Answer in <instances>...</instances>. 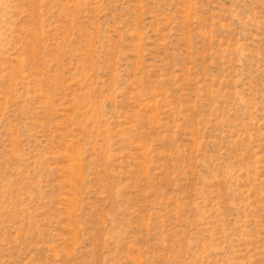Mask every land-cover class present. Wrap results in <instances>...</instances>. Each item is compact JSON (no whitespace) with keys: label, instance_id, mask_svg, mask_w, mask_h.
I'll return each mask as SVG.
<instances>
[{"label":"rangeland","instance_id":"rangeland-1","mask_svg":"<svg viewBox=\"0 0 264 264\" xmlns=\"http://www.w3.org/2000/svg\"><path fill=\"white\" fill-rule=\"evenodd\" d=\"M0 264H264V0H0Z\"/></svg>","mask_w":264,"mask_h":264}]
</instances>
